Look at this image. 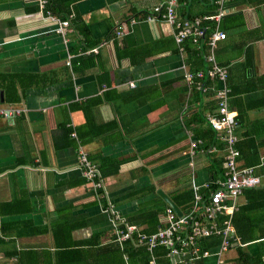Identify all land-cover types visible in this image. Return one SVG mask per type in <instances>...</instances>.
<instances>
[{
    "label": "crops",
    "instance_id": "0c3cea01",
    "mask_svg": "<svg viewBox=\"0 0 264 264\" xmlns=\"http://www.w3.org/2000/svg\"><path fill=\"white\" fill-rule=\"evenodd\" d=\"M37 2L0 0V264H19L21 253L25 264H54L55 230L61 226L67 243L116 244L118 224L107 211L109 203L126 223L155 232L170 207L158 191L182 216L193 209L194 197L187 198L195 185L205 197L209 183L225 179V142L216 134L207 147L203 137L222 84L209 79L207 88L200 82L194 89V79L186 80L188 73L202 71L193 68L185 44L198 45L203 37L178 44L176 27L148 20L165 0H73L70 19L80 25H70L65 35ZM205 2L194 0L188 11L202 14ZM242 11L246 29L262 25V14L246 6ZM242 31L218 41L214 54L229 72V108L241 113L237 134L244 139L242 148L250 150L247 145L264 143V39L247 52ZM195 114L207 122L190 125ZM80 151L98 166L105 192H95L86 180ZM259 153L264 164V146ZM263 187L245 189L233 216ZM248 215L254 225L248 219L243 224L255 240H241L242 246L219 259L214 247L212 255L193 264H239V248L253 257L264 253V211ZM181 236L186 238L185 231ZM205 239L210 238L197 241L201 250ZM167 252L157 260L185 264V255Z\"/></svg>",
    "mask_w": 264,
    "mask_h": 264
},
{
    "label": "built area",
    "instance_id": "2783aa9c",
    "mask_svg": "<svg viewBox=\"0 0 264 264\" xmlns=\"http://www.w3.org/2000/svg\"><path fill=\"white\" fill-rule=\"evenodd\" d=\"M226 1L216 0V4L219 6L218 13L203 17L204 22H213L215 25L214 33L211 35V42L209 44L211 51L209 56H207L208 62L212 65V69L209 70L208 75L204 72L197 74V78L202 79L206 75L222 84L216 91V114L208 117V124L226 144V154L224 156L225 179L218 183L217 189L209 193L208 198H204L199 192V187L195 185L193 187V209L186 214H182V216H177L174 209L169 207L166 210L165 226L149 236L141 233L136 226L127 224L119 210L111 203H109L107 208V211L113 217L114 223L118 224L116 239L120 243H123L136 234L139 243L147 242V250L151 253L152 258L150 264H159L157 262V255H155V249L161 246L168 249L167 255L169 257H177L180 255L184 257L185 255L186 258L184 257L181 260L185 264H193L195 260L213 254V248L201 250L197 242L199 239L221 237L222 242L217 246V250L214 253L218 259L236 245L242 246L241 239L232 225V216L238 210L237 199L245 189L263 185V179L254 174L253 167H240L238 164L240 153L235 148L239 141V136L236 131L238 114L229 108L231 89L226 86L228 70L220 66L215 59L214 50L216 49L217 42L225 40L227 37L226 33L220 28V23L229 13V10L225 8ZM37 3L41 13L59 23V32L65 35L70 28L69 22L60 21L51 15L49 11L46 12L48 6L47 0H38ZM179 7L180 0H165L163 4L153 10L152 16L148 17V20L157 21L164 19L176 27L175 38L178 44L184 43L188 38H192L194 42H198L201 37H205L208 28L201 27L202 18H195L192 21L180 20L177 13ZM118 27L117 34L122 36L125 28L123 25ZM97 51V49H94L91 52ZM69 59L67 61L68 65H70ZM193 79L194 75L192 73L186 75V80L189 83ZM132 86L134 87V85ZM201 87L204 88V86ZM7 114L9 115L10 113ZM72 136L76 137L75 133ZM197 146L198 143H193L191 148L196 149ZM78 161L86 180L91 184L95 192L98 190L102 191V193L105 192L102 173L98 166L89 159L88 154L80 151ZM223 216L226 219L222 222L216 221ZM184 231L186 235L185 239L181 236Z\"/></svg>",
    "mask_w": 264,
    "mask_h": 264
},
{
    "label": "trees",
    "instance_id": "16d2710c",
    "mask_svg": "<svg viewBox=\"0 0 264 264\" xmlns=\"http://www.w3.org/2000/svg\"><path fill=\"white\" fill-rule=\"evenodd\" d=\"M193 1L194 0H180V7L177 10L181 14V15L179 14V17L181 19L192 21L195 18H202L201 27L208 28V31H206L205 37L203 38L200 44L193 45L190 41H187L185 44L187 54H189L191 59H194L192 60L193 64L195 65L193 68H195V70L201 69L202 72L206 73L207 69L208 70L212 69L211 63L207 61V56H209L210 51H211V46L209 44L211 42L212 32L210 30H213L215 28V25L213 22H206V21L204 22L203 17L207 14L214 15L218 13L219 6L216 4V0H206L205 4L208 6V10L204 11L202 14L195 17V15L194 16L191 15V13L188 11L189 5ZM199 1L204 2L205 0H199ZM48 2L49 4L47 6L46 12L49 11L51 15L55 17L57 16V18L60 21L69 22L71 26L78 28V26L80 25L78 19L77 18L70 19V15H72L73 13L72 11L73 4H74L73 0H48ZM244 6L253 8L257 12H259L258 14H262V17H264L263 16L264 10H262L264 8V0H227L225 2V8L229 10V13L223 18L222 22L220 23V28L222 31L226 33L227 37L225 40H221V41L226 42L229 40L228 38L230 37L232 39H235L237 37V33L235 32H237L238 30H241V31L244 30V33L243 31L240 33H243L245 34V36H248V38L245 41V46H246L245 49L247 52L249 51L252 52V47H253L252 45H254L255 42H258L264 39V18H262L260 15L261 21H263L261 26L253 27L252 29H246V22L244 21V14L242 11ZM234 9H236L235 12L232 11ZM186 14L187 16H185ZM81 27L83 28V26ZM218 44L219 42H217L216 49L218 48ZM216 49L214 50L215 52H216ZM85 50H86V47L84 51ZM198 73L199 72L193 73L194 75L193 88L196 89L197 84H199L200 82H201V86H204V88H207L209 84V79L211 78H209L206 75L202 79L197 78ZM227 75L229 76V72H227ZM241 116H242L241 113H240V117L239 115L237 116V122L239 118H241ZM206 122H207L206 117L201 116V114H195L193 120L189 122V124L198 126L201 123L204 124ZM204 132H205V135L201 134L204 137V143L207 147H210L211 144L213 143V139L216 137V133L215 131H213L210 125H209V129L204 130ZM262 134H264V131H262ZM244 136L247 138H252L253 142L255 143L256 138L250 132L245 133ZM240 140L241 139H239L235 147L240 153L238 157L239 166L240 167H253L254 174L262 178V176H264V164L260 162L261 154L259 153V151L261 148H263L264 143H261L255 146L247 145L248 148H250V150H248L246 148H242L244 139H242L241 141ZM224 147L226 150V144ZM240 161H242V163ZM209 184H210L208 188L209 192L217 189V186H218L217 184H212V183H209ZM263 184H264V179H263ZM251 193H252V190H251ZM254 194H255L254 200L252 201L251 198L249 199V204L246 210L242 209V212H240L239 215H238L239 213L238 212L232 218V222L234 226L236 227L239 237L241 238L244 244H246L247 242H250V240H255V237L248 236V229L246 226H244L243 222L246 219H248L249 221L248 225L252 227L254 225L253 224L254 218L252 219L251 217L253 216L248 215V214H250L253 211V212H258V214L260 215L264 211V187L261 190H259L258 193H254ZM208 195H205L204 198H207L206 196ZM193 197H194V192L193 194L190 193L187 200L188 201L192 200ZM193 204H194V199H193ZM168 208L169 206L166 208V210ZM166 210L164 213L165 215H166ZM223 218L224 216L221 219L222 221H223ZM163 224L161 225L162 227L165 226L166 222L164 225ZM63 227L65 226H61L55 230V261H54V264H150L152 260L151 253L147 250V242L139 243L138 237L136 234L133 235L131 239L123 243H120L115 237L113 242L116 244H113L112 246L109 245V246L100 247L99 242H96V241H87L83 243H78V242L67 243L65 240H62V236H64L62 234L63 229H64ZM136 227L140 230L141 233H145L142 231V229L139 226L136 225ZM159 230L160 228L155 232L147 231L148 233H145V234L149 236L150 234L156 233ZM67 233L70 234V232H67ZM203 242H204V245H202ZM221 242H222L221 237H212L210 239H205L201 241V245L203 248L208 249V248L217 247L218 245H220ZM95 245H98V246L95 248H91V249L88 248V247H92ZM155 250H156L155 255H157V257L162 259V257L163 258L165 257L166 251L168 249L164 246H161V247L156 248ZM31 253L32 252H29V255ZM238 254H239L238 258L240 262L239 264H264V260H263L264 253H260L258 256L253 257V256L246 255L244 250L239 248ZM124 256L125 258H127L128 260L127 262L125 261ZM24 258H25V255L23 253L19 254V256H17V259H18L17 262L19 264H25ZM161 259L157 260L159 264H171L170 260L168 259L164 260L165 258L163 260ZM29 264H32V263L29 262Z\"/></svg>",
    "mask_w": 264,
    "mask_h": 264
},
{
    "label": "water",
    "instance_id": "95a60500",
    "mask_svg": "<svg viewBox=\"0 0 264 264\" xmlns=\"http://www.w3.org/2000/svg\"><path fill=\"white\" fill-rule=\"evenodd\" d=\"M158 194L161 195L167 201V203L174 209V211L177 214L179 215L181 214V211L179 210V208L172 201H170L166 196H164L161 190L158 191Z\"/></svg>",
    "mask_w": 264,
    "mask_h": 264
},
{
    "label": "rangeland",
    "instance_id": "374dc122",
    "mask_svg": "<svg viewBox=\"0 0 264 264\" xmlns=\"http://www.w3.org/2000/svg\"><path fill=\"white\" fill-rule=\"evenodd\" d=\"M216 107H217V103H216ZM237 131V130H236Z\"/></svg>",
    "mask_w": 264,
    "mask_h": 264
}]
</instances>
